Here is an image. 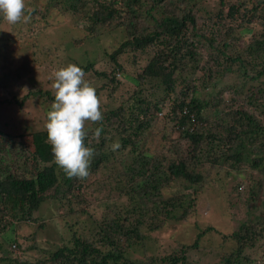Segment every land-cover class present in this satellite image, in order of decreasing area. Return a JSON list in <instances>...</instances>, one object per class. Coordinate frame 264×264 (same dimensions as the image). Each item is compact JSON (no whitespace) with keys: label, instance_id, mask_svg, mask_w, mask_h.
Returning <instances> with one entry per match:
<instances>
[{"label":"trees","instance_id":"16d2710c","mask_svg":"<svg viewBox=\"0 0 264 264\" xmlns=\"http://www.w3.org/2000/svg\"><path fill=\"white\" fill-rule=\"evenodd\" d=\"M91 1L93 0H48L47 5L71 12L87 21L89 19L93 26H88L87 23L84 28L96 32L102 28L101 25L119 19L117 22L122 28L121 38L114 50L108 54L111 59L112 74L100 72V75L108 77L111 83L115 82L114 72L116 70L122 74L124 72L118 59L119 55L127 49L142 50L159 37H164L169 38L168 42L161 39L164 48L150 59L143 71L129 78L134 79L136 86L147 83V79H157L159 83L162 81L165 83V95L174 94L179 87H185V90H181V93L173 97L172 103L163 98L149 101L143 95L135 98L130 96L122 103L123 105L114 109L106 111L102 107L104 119L101 122L103 130L100 139L93 141L94 136L90 131L85 140V145L94 148L96 153L89 172L97 174L100 186L84 183L90 175L85 179L67 178L64 171L55 163L51 146L47 142L46 129L27 135L30 147L22 140H16V136L0 129V262L7 264L6 257L3 256L6 252L3 244L10 252L13 251L11 245L14 244L18 255L7 260L12 264H189L186 247L173 255L145 253L147 232L157 231L169 222L181 221L194 211L192 200L187 206L184 203L188 200L186 189L181 187L179 191L168 192L163 190V186L168 185L166 181L170 178L182 177L187 179V184L194 185L191 192L196 194L203 178L202 174L196 171L200 172L206 163L216 164L219 159L228 162L234 169L245 165L264 174V145L259 151L255 148L252 150L248 145L253 137H258L260 134L264 136V125L258 121L260 119L255 113L247 109H240L236 111L235 116H231L230 111L221 108V99H219L221 96L215 97L212 101L201 98L197 78H185L191 70V64L187 61L188 59L198 61L200 53L197 50L203 47L210 54L207 53L209 64L217 69L224 57L225 63L228 64L224 68L230 72L232 62L244 63L243 53L256 54L261 60L260 68L253 71L252 79L261 80L263 84L260 81L255 92L251 94V104L255 105V108H260L264 115L262 110L264 109V31H257L253 37L250 36L251 43L244 41L241 36L238 38L232 36L230 31L222 33L224 36L219 34L224 27L222 16L226 8V15L238 19L245 25L242 29L250 30L255 22L264 27V0H218L220 9L215 16L208 15L206 24L203 20H197V12L193 10V5L180 9L184 3L180 0H151V3L157 4L159 8L172 9L173 15L169 14L166 17L165 11L161 17L152 15V4L146 7V3H142L144 0H130V3L126 0L124 3L126 16L118 15L117 9L108 5L109 0L95 1L94 4L90 3ZM143 12H147L154 21L153 26L146 27V20L139 16ZM2 21L4 19L0 15V23ZM140 21L144 22L145 27L138 28L137 23ZM32 37V42H35V32ZM91 37L90 31L89 34L72 39V45H78L77 42L80 40H83L82 43L87 41L86 39L91 40ZM236 42L240 52L233 51ZM95 62L73 61L85 73L93 70ZM196 66L191 75L201 72L202 68ZM33 81L34 79L31 82ZM28 83L29 80H26L24 84L19 85L21 92L25 91L21 94V98L13 97L17 105L21 107L25 101L38 95L48 98V101H54V95H50L49 90L42 91L29 87L25 89ZM167 104H170L169 108ZM148 108L156 124L164 125L180 134L178 143H185L184 148H181L182 145L177 146V143H168L165 146V156L170 159L166 164H162V159L155 157L156 153L147 150L138 152V137L131 139L127 130L129 127L124 126L120 129V149L105 150L104 147L109 141L115 142V134L112 135L113 130L109 131V125L113 126L118 118L122 121L121 125H126ZM158 115H162L160 118L164 119L158 118ZM147 123L142 121L141 125H137L139 129L134 130L142 134ZM251 123H254V127ZM91 126L87 125L90 129L100 125ZM242 134L245 138L241 136ZM24 135L25 131L17 134L20 137ZM129 145L132 146L129 148L132 153L137 152L131 162L125 163L121 157H116L119 170L112 176L107 174L100 178L101 170L107 168L110 162L107 153L114 158ZM106 148H110L109 145ZM111 170L110 168L109 171ZM111 179L113 182H107ZM87 189H91L89 191L91 196L94 192L96 195L92 202L83 204V201L88 199L85 195ZM179 193L182 194L180 197L177 195ZM48 201L56 204L66 201L69 205L67 217L75 213L87 214L89 222L86 231L82 232L71 222L65 221L64 226L68 235L63 237V245L55 251L45 247L40 248L35 244L34 234H30L33 239H30L31 244H28V248H22L18 239L12 237L14 229H20L22 224L33 229L32 223L37 220L33 217L34 212ZM44 225L45 221L41 220L36 226L42 228ZM37 228L35 227V231L38 230ZM263 237L262 220L253 221L249 218L247 222H241L236 230L229 235H223L224 239L233 242V247L224 254L222 264H249L252 259L246 255L247 248L254 246L255 242ZM195 244L196 242L193 246ZM37 249L42 256L34 262L28 251L34 250L38 253ZM127 249L131 251L140 249L142 258L128 260L125 254ZM21 254L23 257L20 256ZM261 261V264H264V259Z\"/></svg>","mask_w":264,"mask_h":264},{"label":"rangeland","instance_id":"374dc122","mask_svg":"<svg viewBox=\"0 0 264 264\" xmlns=\"http://www.w3.org/2000/svg\"><path fill=\"white\" fill-rule=\"evenodd\" d=\"M95 1L99 0H93L90 3L94 4ZM125 1L109 0L108 5L117 9L118 15L126 16L124 11ZM180 1H184L180 9L193 5V10L197 12V20H203L204 24L207 23L208 15L215 16L217 10L220 9L218 0ZM47 2L48 0H26V4L35 9L32 13L31 21L28 23L21 22L9 25L5 20L0 23V129L16 136V140H22L25 145L30 147L27 135L34 131L46 129L47 113L50 111L52 103L43 95H38L35 98L28 99L20 107L15 100L13 101V97L21 98V94L25 91L21 92L19 85L29 80V85L25 89L29 87L42 91L49 90L50 95H54L51 87L53 73L68 64H74V60L84 63L91 60L96 61L93 70L86 73V79L97 90L102 107L106 111L123 105L122 103L130 96L135 98L144 95L149 101L162 100L163 98V100H169L172 103L173 97L181 93V90H185V87H179L174 94L165 95V83L162 81L159 83L157 79H147V83L136 86L137 83H134V79L129 78L130 76L135 77L137 73L143 71L150 59L164 48L161 39L168 42L169 38L159 37V39L153 41L152 44L142 50L127 49L124 51L123 54L118 56L124 72L122 74L118 70H114L116 81L111 83L108 77H104L99 73L112 74L110 73L112 64L108 54L114 50L121 38L122 28L117 22L119 19L113 20L109 24H100L102 28H99L96 32L84 28L87 23L88 26H93L89 19L87 21L71 12L62 11L56 7H48ZM128 2L130 3V0ZM142 3H146V7L152 4V15L156 17L163 16V11L166 12L165 17L169 16V14L173 15L171 8H159L157 4L151 3V0H144ZM226 10L227 8L222 16L224 27L219 33L221 36H224L222 33L230 31L232 36L237 38L241 36L242 39H245L244 41L251 43V37H253L255 32L264 31V27L262 25L259 26L256 22L252 24L250 30H248L249 28L242 29L245 25L238 19L232 17L231 19L229 15H226ZM178 12L181 14L180 11ZM147 14V12H143L139 16L146 20V27L149 25L153 26L154 21ZM137 26L141 28L145 27V24L140 21ZM90 31L92 33L91 40L86 39L87 41L83 43V40H80L77 42L78 45H72V39L89 34ZM33 32H35V42H32ZM237 44L236 42L233 51L240 52ZM197 51L200 53V59L198 61H190L188 59L187 62L191 64V70L185 78H197L199 96L209 101L221 96L219 97L221 99V108L225 111H230L231 116H235L236 111L240 109H247L251 113H255L260 119L258 121L264 125V115L261 113V109L255 108V105L251 104V94L255 92L261 81L252 79L253 71H257L260 68L261 60L259 57L256 54L246 55L243 53L244 63L232 62L230 72H228L224 68V66L228 65L225 63L224 57L221 59L223 60L222 64L216 69L212 64H209L208 51L206 52L205 48L201 47ZM196 65H199L202 70L201 72H196L197 75H191V72L197 67ZM33 79L34 81L31 82ZM261 83L263 84L262 81ZM167 105L169 108L170 104ZM158 116L160 118L162 115ZM133 119L130 123L121 125L122 121L118 118V121L113 126L109 125V131L113 130L112 135L115 134V142L119 141L121 127L128 126L127 130L130 132V138L134 140L138 137V152L152 151L153 154L156 153V158L162 159V164H166L170 159L165 156V146L168 143H177V146L182 145L181 148L186 145L185 143L181 144L182 142L178 143L180 134L164 125L156 124L157 122H155L149 108L142 115ZM142 121L148 123L143 133L140 134L134 129H137L139 127L137 125H141ZM88 125L93 126V124ZM251 126L254 127V123H251ZM24 131V137L17 136L18 133ZM241 136L245 138L244 134ZM252 139L248 142L251 149L255 148L259 151V149L263 148V134ZM98 140L93 137V141ZM112 144L109 141L107 146L109 145L110 147ZM106 147H104L105 150L112 151L111 147L108 149ZM130 147L132 146L129 145V147L122 149L114 158L107 153L109 156L107 159L110 162L107 164V168L101 170L100 178L107 174L112 176L115 171L119 170V163L116 161V157H121L125 163L131 162L132 157H135L137 152L135 154L132 153L129 150ZM110 168L112 169L111 172L109 171ZM196 173L202 174L203 177L199 185L200 189L196 194H192L191 191L194 185L187 184V179L178 177L170 178L166 181L168 185L163 186L165 191H179L181 187L186 189L185 191L187 192L185 194L188 196V200L184 203L187 206L189 201L192 200L195 206L193 208L194 211H191L181 221L169 222L157 231L147 232L145 234L146 254L173 255L186 247L189 264H222L224 254L233 247V242L224 239L223 235H229L237 229L241 222H247L249 218H252L253 221H256V219L262 220V223H264V174L245 165L234 169L228 162H224L223 159H219V162L213 165L206 163L200 169V172L196 171ZM111 181L113 182V179L107 182ZM84 183L99 185L97 174H90ZM90 190L87 189L85 192L88 199L83 201V204L93 201L96 193L94 192L91 196ZM177 195L180 197L182 194L179 193ZM68 209L69 205L66 201L62 204H56L53 201L45 202L33 214V217L37 219L32 223L34 228L32 229L26 224H22L20 229H14L12 237L18 239L21 247L25 249L28 248V244H31L30 239H33L30 234H34L35 244L40 248L45 247L55 251L63 245V237L65 238L68 235L64 226L65 221L71 222L72 225H75V228L78 227L82 232H85L88 226L89 217L87 214L75 213L67 217L68 213L66 212ZM64 214L66 215L63 216ZM41 220L45 221V225L42 228L36 226ZM35 227H38L37 231H35ZM195 242L196 244L193 246ZM3 245L6 248V252L3 254L6 257L5 262L12 264L7 260L18 255L15 252L17 247L15 248L14 244H12L11 248L13 251L10 252L9 248L5 244ZM28 252L34 262L38 260V257L42 256L39 250L38 253L34 250ZM125 254L128 260L142 258L140 249L137 251L127 249ZM246 255L252 259L249 264H261V260L264 259V237L261 240H257L254 246L247 248ZM20 256L23 257V254ZM0 264L3 263L0 262Z\"/></svg>","mask_w":264,"mask_h":264},{"label":"clouds","instance_id":"9594fccd","mask_svg":"<svg viewBox=\"0 0 264 264\" xmlns=\"http://www.w3.org/2000/svg\"><path fill=\"white\" fill-rule=\"evenodd\" d=\"M34 11L26 0H0V15L9 25L30 22ZM51 87L54 101L45 124L47 142L55 163L67 178L85 179L90 175L91 161L96 154L94 148L85 145V140L90 131L97 140L101 135L102 102L84 70L75 64L56 70ZM88 124L100 126L90 129ZM110 147L116 151L121 144L117 141Z\"/></svg>","mask_w":264,"mask_h":264}]
</instances>
